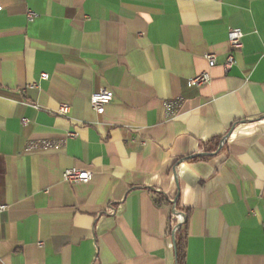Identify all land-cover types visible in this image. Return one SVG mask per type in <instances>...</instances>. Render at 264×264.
Here are the masks:
<instances>
[{"label":"crops","instance_id":"1","mask_svg":"<svg viewBox=\"0 0 264 264\" xmlns=\"http://www.w3.org/2000/svg\"><path fill=\"white\" fill-rule=\"evenodd\" d=\"M0 8V264H264V0Z\"/></svg>","mask_w":264,"mask_h":264},{"label":"built area","instance_id":"2","mask_svg":"<svg viewBox=\"0 0 264 264\" xmlns=\"http://www.w3.org/2000/svg\"><path fill=\"white\" fill-rule=\"evenodd\" d=\"M1 10V8H0ZM29 19L32 21L34 18L37 17L35 13L29 12L28 13ZM228 42L231 48V53L227 59L226 68L231 69L235 64V54L240 52L243 48V33L240 29H232L229 32ZM206 59L209 63L210 68H213L217 65V56L215 54H208ZM42 80H48L49 75L43 74ZM211 80L210 76L207 73H203L197 75L189 80L190 86H198L201 87ZM36 85H32L35 87ZM113 100V93L108 88L101 89L98 93L92 95L91 97V105L94 111L98 115H103L105 113L106 107L112 102ZM69 106L68 105H61L59 109V114L66 116L69 113ZM71 137H76L75 133L70 134ZM92 179V173L89 171L71 169L65 171L63 174V180L69 184H77V183H84L87 184ZM7 210L6 206L0 207V213L5 212ZM179 223L175 227V232H177L186 221L185 215L183 213H177Z\"/></svg>","mask_w":264,"mask_h":264},{"label":"trees","instance_id":"3","mask_svg":"<svg viewBox=\"0 0 264 264\" xmlns=\"http://www.w3.org/2000/svg\"><path fill=\"white\" fill-rule=\"evenodd\" d=\"M176 212L177 209H176ZM178 224V221L175 223V227ZM183 229L180 228L176 234H175V239H176V249H177V264H183V259H184V248H183Z\"/></svg>","mask_w":264,"mask_h":264},{"label":"water","instance_id":"4","mask_svg":"<svg viewBox=\"0 0 264 264\" xmlns=\"http://www.w3.org/2000/svg\"><path fill=\"white\" fill-rule=\"evenodd\" d=\"M198 156H200V155H195V156H193L191 158H197ZM176 202H177V200L173 201V205L174 206L176 205ZM175 212H176V209H175ZM176 256H177V249H176Z\"/></svg>","mask_w":264,"mask_h":264}]
</instances>
